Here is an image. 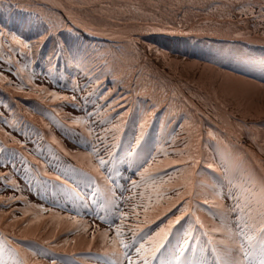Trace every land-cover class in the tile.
I'll return each mask as SVG.
<instances>
[{
  "label": "rangeland",
  "instance_id": "1",
  "mask_svg": "<svg viewBox=\"0 0 264 264\" xmlns=\"http://www.w3.org/2000/svg\"><path fill=\"white\" fill-rule=\"evenodd\" d=\"M39 1L42 2V4L44 3V5L46 6L48 5L50 8L57 9L64 17L66 24H68L72 28H75L79 32L78 33L76 31L74 35H79L82 37L81 34H83L85 37H89L90 39H102L106 42H113L114 44H123L119 46L121 48H125L127 46L126 44H130L131 46H134L136 48V50H134L135 52H133L132 50L126 56H123L121 53L119 54L115 51V59L113 60V63L117 65L118 57H122L119 60L120 67L122 68V73H126L129 80L130 74L132 73L131 78L136 79L134 87H130V85L128 86V89L132 88L130 89V93L132 92V94H136V89L138 90L139 94L143 95H148L152 92L150 99L145 101V104L153 103L154 105H157L159 104V102H161V98L166 94V100L164 101L162 108H160L163 109V111H160V109L158 108L155 110V113L157 111H160L159 115L161 122L166 119L173 121L171 123L172 125H165L166 128L164 129H168L171 126L173 127L174 125L175 127H171V130H168L169 132L167 131L166 133H164V129H161L164 127V124H160V129H155L158 130L157 132L152 131L150 133L152 141L148 142V148L149 150L154 151V149L157 147H165L166 151L172 152L173 149L177 151L183 149L185 141L188 142L190 148L193 150L200 161L195 169V174L192 176V179L195 182V191L197 193L196 197L201 198L202 201L203 199L208 198L209 200L215 201L217 204L220 203L221 201L216 197L218 196V193L221 192V190L218 192H216L215 190H211L208 181H210L214 186L215 180L223 181L225 179L224 182H218L220 187L223 189V193H227L230 189L235 191L236 185L238 183L247 184V187L252 186V189L256 187L255 194H252L251 198L254 200V203L256 205L259 204L260 200L262 199L263 192L262 188L258 190L256 186V183H259V174L255 172L257 168L255 166V160L253 159V157L264 166V78H262V76L260 75L264 74V58L260 59L254 56L253 58L247 59V56H250L248 52H254L258 48H255V43H259L261 44V46H263V42L260 43L237 37L238 42L241 43V46L246 45L250 48V51H247L246 46H242V49H239L238 45L225 43L226 41L223 42V40H216L218 42L210 41L213 40L210 39L211 36L213 38H231L233 33L230 32V30L246 33L250 38L264 40V21H262L261 19H254L251 17V15H242L238 11H236L238 7H243L251 4L253 7L252 9H250V11L259 13L260 6L262 5L260 4L259 0H234V2L230 4L228 2L224 3V0H214L218 3L213 2V0H205L207 2H211L208 12L202 10V8L207 9V7H205L204 5V0H199L197 5H194L191 8L189 6H186V10H189L191 14H194L193 17L185 21L188 24L180 29L169 28L168 35L170 36L165 34L167 30L154 29L161 27L152 25L151 22L153 21L147 19L148 17L153 18V16L147 15H150V13H152V8H157L161 4L162 0H131V2L129 3V7L133 8L134 10H128V12L124 14H130L134 17H138V15L140 16V13L134 11L135 9L140 8L143 10V14H145V16H142L145 18V20L143 21V19H141L136 24L125 25L110 24L112 21H114L111 19L106 22H94L91 19L85 20V18H81L79 16V13L87 15L88 10H83L86 9L84 7H87V4L78 2V0L69 1L70 5L75 8L72 10H67L61 4H59V6L61 7L53 5V2H49L48 0ZM140 1L144 2L141 4ZM185 1L187 4V1L189 0ZM124 8H127L126 4L121 7V10ZM28 22L29 20H25L23 26L30 28ZM192 25H196L198 27V29H196L197 32H188L189 34L184 32ZM32 27H34L35 30L38 29L43 31L45 24L40 25L38 21L32 23ZM164 27H162V29H164ZM202 27L204 28L201 29ZM125 28H144L147 30L135 32L129 37H124L122 36V34H120L121 32L119 31H123L125 30ZM174 30H177L178 32L175 31V34H171ZM156 31H158L159 33H156ZM46 33L47 29H45L43 33L39 34L37 40H41V36H45ZM74 35L69 38V42L76 43L77 46H79L80 43L76 42V40L74 39ZM180 36H184L182 38H195V36L202 37V39L206 41L199 42V49H203V52H206V48L208 47L209 56H212V58L216 57L225 61L228 59H233V56L235 55H239V57H242L243 66H241V61L238 58L233 61V64L234 70L240 73L236 74L233 72V70L223 67L218 69L217 72H213V68L220 67L221 65L218 63H210L212 62L211 60L207 61L199 57L182 55L181 53L173 52L175 50L165 51L166 49L160 48L159 44L155 42L158 41L157 37L164 38L168 41H171V39H173L177 42L182 39L179 38ZM122 37H124V39ZM35 39V37H31V39L26 40L31 43L32 48L40 47V43H38V41L32 42V40ZM192 41L193 40H191V42ZM4 43H9V40H4ZM166 43L167 42H165V44ZM262 48H264V46ZM53 50L54 39L47 46L48 54L53 53ZM134 53L135 57L140 59V63H143L142 66L136 67L134 61ZM157 53H160L161 55L157 57ZM256 53H258L259 56L260 53H263L264 55V52L261 51H257ZM2 57L6 58L4 56ZM127 61H130L129 65L131 72H126L124 69ZM251 64L256 65L252 69L255 72H251L248 70ZM6 67L7 64L4 63L3 60H0V72H3V75L10 78V80H12L14 84H18L19 80H16L11 72L4 70ZM84 72L85 71L81 72V77H76V83L79 85H83L88 82L85 76L86 72ZM145 73L146 75H143ZM42 75L43 74H40L34 78L33 84L36 86L33 85L32 88H27L24 92H16L15 89H11V87L6 85L3 81H0V85L3 86V92L4 90L5 92L10 91L15 95V97L16 95H18V97L23 96V98L27 100H31V98L35 99L39 95L40 98L38 99L42 102L44 101L46 93L39 92L37 90L39 86L46 88L48 91H56L59 95L68 96L65 89H63V87H60V83H57L56 85L49 79L48 76ZM96 85V82H93L91 80V83L89 84V88L87 90L75 92L74 95L78 97L79 103L81 105L85 103L82 97L87 95L88 92H91L93 88H96ZM102 92L105 95L108 92H111L115 95L117 94L114 100H112L113 98L111 97V100L106 101L108 102V104L113 101H120V97L126 98L127 96V92L123 90V88L118 87L116 89L115 84L113 83L107 84L104 90H100V93ZM91 100L92 103L87 104V107L83 113L86 114L89 111H93L94 106H98L95 110L99 111L100 115L99 117H95L94 119H102L105 116H108L111 119V123H117V120L112 118L117 115V112L123 113L125 110L124 108L118 109L117 107L116 112H110L107 107L108 104H105L104 100L98 99V96L96 94L91 97ZM15 101L21 107V114L27 118L26 120H28V122L23 125L27 126L26 130L29 132H38L40 135L44 136L45 139L40 140L39 137L35 134L26 137L22 133V131L15 132V130L9 128L7 125H1V127L4 129V132H10L16 140L25 143L26 148L21 149L18 144H14L13 141L3 133H0V147H7L9 150L15 148L17 152H24L25 156L28 159L29 165L34 169V171H37V168L35 164H31V162L34 161V157H36L39 162H43L41 164L42 167L40 168V173L44 171L48 173V171H50L55 175L61 176V173L65 171L68 165H71V163L72 165H77V161L74 159H71L68 163H65L64 155L60 154L59 151H54V149L58 147L57 145L53 144V149H45L44 147L48 143H51L52 137L54 135L58 137L57 139H55L59 142H64L66 144V147L71 152L76 153L77 151H83V146L74 143L72 139L68 138L65 135L61 137L60 135H62L63 132L59 124H53L52 121L44 119L38 113L32 112V109L31 112L26 113L21 109H23L27 105L19 102L18 99H16ZM129 101L130 100H128V102ZM128 102L126 101V104ZM44 103L47 105L52 104L54 106L56 104L62 105L61 101H52L51 99ZM61 107L62 114L67 117L65 121L68 122V117H70V114L75 113L76 109L65 102ZM0 110L5 112L4 107L1 105ZM59 115H61L60 112ZM179 117L181 118V120L178 119ZM178 121H180V124L183 123L182 128L177 127ZM139 125H137L138 128L136 131L138 132L136 133H139L140 136L141 129ZM192 125H195V127H192ZM76 128L79 130V132L85 130L82 127ZM173 129H175L174 132ZM210 130L214 133V137H210L208 135V132ZM97 131H99V127L97 128ZM119 134L112 133L111 135L116 136ZM173 135L177 137L175 144L171 146L166 145L165 141L170 140L171 136ZM47 137L50 139V141L47 139ZM216 137H218V139L220 138L219 142L223 144V147L218 145L217 148L215 146V148L210 149V139H216ZM77 139H79V137H77ZM126 139V136L122 139L120 147L122 154L127 155L128 151L134 148L136 144L131 140L130 142H127ZM144 141L145 139L143 138L141 144H143ZM240 141L242 142V146H236L234 144V142L239 143ZM40 144H42L44 147H42ZM145 144L147 143L145 142ZM47 146L50 147L49 144ZM39 148L43 151V153H39V155L37 156V150ZM245 149L249 150L253 157H251L248 152L247 155H245V152L247 151ZM203 151H209L210 154L204 153ZM147 153H144L143 156H140V153L137 152L135 154L134 163L132 162V157L122 156L123 159L128 163H126L122 169H118V175L120 172V174L124 178V172H127V170L130 169L131 172L126 176H128V178L131 180L137 179L138 181L140 178L137 174L138 169L142 170V168H139V166L141 165L142 161L148 158ZM206 155L211 156L214 162H212L211 160L209 161V159L205 157ZM57 156L59 157V159L54 158ZM175 158L176 157L174 156L167 157L163 154L157 155L156 162L153 163L151 172L153 174H156L157 169L166 168L170 160ZM223 160H228L232 164L223 162ZM208 164H212L214 166V172L211 171L209 175H206V177L203 179L205 174L204 169L208 168ZM17 166L21 168L23 167V165L21 166L18 162ZM263 166L262 168H264ZM132 167H136V169L133 170ZM250 167L255 168L253 173L251 172ZM197 169L199 170L197 171ZM8 171H11L10 166H0V173ZM40 173H36L37 175L35 174V178L37 176V178L40 179V182L43 181L48 184V182L52 180L49 179L48 176L46 177L40 175ZM216 173H219L220 177H218ZM185 175H191V170H189V173ZM31 176L32 179H34L33 172ZM160 176H163V173H160ZM13 177L23 189V193L29 195L30 199L38 203L35 208L38 211L39 217L23 219V214L28 213V211L20 209V206L17 207V205H15L14 203L15 201H3L2 205H0V248H4L5 244L7 243L9 247L17 249L16 251L18 253V256L16 254L9 255L6 249L5 251L0 252V261H3V264H49L53 259H51L50 261V259L48 258L50 256H56V252L52 253L49 249L56 251L59 248L73 247L76 242H84V246L82 247L84 249L82 251L90 252L94 255L89 256L85 254L82 257H72L75 262L82 264H112V260L123 259L122 257H111L110 251L109 256L104 255L105 249L102 247V245L105 241L99 233H95V245L93 247L87 246V242L90 237V230L93 231L96 227H98L101 231L107 230L109 227L107 224L102 223L92 214L77 215V208L76 210H71L54 204L52 201V196L51 194H49L51 193L49 184L47 185V190H45L44 187L40 189L38 184L35 183V185H37V187L40 189L39 193L35 189V185L31 183L30 186L25 182V180L21 179L20 175L14 174ZM123 178H119L118 181H121V183H124L125 185V181L123 182ZM164 179L166 180L167 177H164ZM183 179L184 177H181V180L179 182H183ZM201 180L202 182H208V191L210 192V195L208 197H205L201 193L199 185V182ZM172 186H178V183L173 184ZM137 190L138 189L130 190L129 196H133V193L135 192V198L138 197L139 195L136 192ZM121 192H123V190ZM121 192H116V195L120 196ZM150 195L153 197L152 206L150 207V210L147 212V214H145L142 209H138V219L131 220V223L135 227L143 229L145 239L148 235L159 231L161 227H165L167 225V220L169 217H171L172 219L177 215H181L180 211H178L180 205L177 206L175 212L170 211L167 214L165 213L168 212V208H170L171 203L174 202L175 194L173 192H168L165 198L163 200H160L159 203L156 202V195L154 192H152ZM8 196H19V193L13 191V189L10 187L5 188L3 182H0V197L6 198ZM169 197L172 198L171 201L169 200ZM119 203H121L122 207V202ZM144 203H148L147 198L144 200ZM223 204H229V200H223ZM41 206L46 209V211L41 213L39 211V208ZM201 207H204L208 212H210L208 208H211L212 206H204L199 204V202H196L193 210L196 212V215L199 216L200 219L201 212L199 208ZM214 210L215 209L213 207L212 212H214ZM125 211H127V209H125ZM47 213L53 214V221L49 222V220L44 217L47 215ZM104 214L105 212L102 213V215ZM71 215H77L76 221L68 219V217ZM157 215L160 216V219H156ZM208 216L209 215H207V217ZM40 217L45 219V223L43 225H41L43 223V220ZM207 217H204V219H208ZM185 219L186 220L184 221H186V223H184V228H187L189 225V218L186 217ZM232 219H234V216L232 217ZM77 222H80L82 224L81 230L79 232L76 231L75 224H77ZM115 223H119V220H116ZM31 224L33 225L32 230L35 229V231L32 234H29L31 231L29 226ZM254 224L259 231L261 228H264V210L261 217L254 219ZM194 226H196V223ZM85 227L88 228L87 233L84 232ZM41 234H43V236H41ZM111 235H114V233L110 232L109 236ZM24 236L27 237V240H24L26 239ZM127 236L130 237L131 234L127 233ZM192 236H194V232H192ZM53 237H55V239H53ZM178 237L179 235L172 228L169 233L168 240L166 241L165 249L162 251V254L158 255L154 264H194V262H198V264H207V259L201 258L198 261L192 252H183V255L180 256V260L176 261L174 257L175 255H179L180 252V247L178 246L180 241ZM201 238L202 240L207 239L204 235L201 236ZM38 240L42 241V244L47 247H45L46 250H43V248H38L40 246L36 245V242H38ZM202 240L196 239V242H202ZM45 241H49L50 243H45ZM65 241H68V243L65 244ZM27 242H30L32 245H36L37 249L34 248L36 251L43 250L44 252H46L47 257L45 255L34 256L28 244H26ZM88 244L90 245L91 243L89 242ZM146 247H151V245L148 244L146 245ZM219 249L220 251L225 250L224 246L222 245L219 246ZM130 251H134V249ZM236 254H240L238 250ZM230 256L232 255L226 256L225 259H229ZM240 257H242L241 254ZM59 258L68 260L64 256H60ZM46 259H48L50 262H47ZM124 264H127V261H125Z\"/></svg>",
  "mask_w": 264,
  "mask_h": 264
},
{
  "label": "snow or ice",
  "instance_id": "2",
  "mask_svg": "<svg viewBox=\"0 0 264 264\" xmlns=\"http://www.w3.org/2000/svg\"><path fill=\"white\" fill-rule=\"evenodd\" d=\"M252 7L253 6L251 4H248L247 6L238 7L236 11L242 15H251V17L254 19H261L264 21V5L260 6L259 13L250 11ZM69 33L71 35V30H69ZM49 38L50 37L48 36H41V41L43 42ZM79 38V35H77L74 39L78 41ZM61 45L62 46L59 48L58 60L59 57L65 58L66 69L69 64L73 67L82 68L87 63V49H85L83 46H77L76 43H70L66 40H61ZM2 47L3 46L0 45V48ZM31 52L32 45L29 41H26L19 35H11V44L7 47V59L4 60V58L0 56V60H3V62L7 64V67L4 70L11 72L13 76L19 77L20 80L18 84H14L12 80L3 75V72H0V81H3L8 86L14 87L17 92H24L27 88H30L33 85L34 78L40 75V73L35 71V66L31 61ZM160 55V53H157V57ZM14 64L21 65L22 67H20L18 70H13ZM22 73H25L26 75H22ZM47 75L50 79H54L56 83L60 82L58 78L51 76V70H49ZM85 75L87 77V74ZM91 79H96L97 85L96 88H93L91 92H88L87 95L82 97V99L85 101L83 105L76 103L77 97L75 95L71 97L59 95L56 91H48L43 87H39L37 90L41 93H46L43 102H47L49 99L52 101L66 102L74 109L84 112L87 104L92 103L91 97L95 95V92L99 88V78L92 77L88 79V82L83 85L77 84L75 77H72L71 79L70 91L74 93L87 90L89 88V84L91 83ZM109 96H111V92H108L106 95L102 92L98 99L107 101ZM120 101H124V103L113 101L107 105L110 112H116L117 107L125 109L123 113L117 112V115L112 118L116 119L117 123H111V119L108 116H105L102 119H94L100 115L99 111L95 110L98 106H94V110L87 112L85 115L68 117L71 123L66 124L61 122L59 125L65 136L73 139L74 143L82 145L85 148V159L88 161L90 170L84 171L83 169L77 170L73 168L72 171H79L80 174L86 178V181L89 185L88 193L81 194L77 192L78 200L86 201L81 204L84 214H92L96 219H99L102 223H105L109 226L108 229L104 231H101L98 227L93 230V240L96 239L95 233H99L105 241L102 245V247L105 249L104 255L109 256L110 251L111 257L123 258L112 260V264H124L125 261H127V264H154L158 255L162 254V251L165 249V244L168 240V236L172 227L176 224H179L186 217L192 216L195 218L196 224H198L203 230L202 235L207 237L205 248L209 249L217 257L219 264H264V228L260 229L259 237H257L256 234H249L253 227V225L250 223L253 218L252 200L249 198L251 193L250 188H244L238 192L233 191L232 189H230L227 193H223V191H221L218 193V199L221 201L218 204L215 203V201H210L208 198H205L202 201L203 204L219 208V213L216 217L217 222L212 226L204 224L199 216L196 215V212L192 210L193 200L197 195L195 191V182L192 179V176L195 174V169L200 161L190 148L187 141H185L184 148L178 151L173 149L172 152H168L166 151L165 147H157L154 149V151L149 150L147 153L148 158L142 161L141 165L139 166V168H142V170L138 169L137 174L139 175L140 180H132L131 189L124 190L130 191L140 188H148L155 193L157 203L164 199L168 192H173L175 194V199L174 202L171 203V207L168 208V211L170 212L172 208L180 205L178 211H180L181 215L175 216L174 220L169 219L165 227H161L159 231L148 235L145 239L143 229L135 227L131 223V220L138 219V209H142L143 212L147 214V212L150 210V207L152 206V196L148 195V203H144L143 201L145 199V192H140L141 203H130L135 198V192L133 193V196H124L123 192H121L120 196H117L115 190V177L118 175V173L117 170L112 167V164L115 161V155L111 151V149L115 147V144L109 143V134L122 133L124 130L123 120L124 116L127 114L126 99L124 97H120ZM3 107L7 108L8 105H3ZM153 107H155V105H153ZM160 111H163V109H160ZM52 112L54 114H58V109L53 108ZM0 124L7 125L9 128L15 131H22L26 137L35 134L40 140L45 139V137L40 135L38 132L27 131V126L22 127L18 121L9 119L2 112H0ZM75 127L84 128L87 132V135H85L84 132H76ZM98 127L99 131H97ZM139 127L141 129V134L137 137L136 147L132 148L127 153L129 157L133 158V163L135 162V154L137 153V149L143 140V130L145 128V124L141 123ZM177 127L182 128L183 125L177 122ZM192 127H195V125H192ZM174 131L175 129H173V132ZM0 133H3L5 136L11 139L14 144H18L21 149L26 148L25 143L16 140L10 132H4L2 127H0ZM208 135L210 137H214V133L211 130L208 132ZM77 137H79V139H76ZM111 138L113 140L118 139V137L115 135H113ZM176 139L177 137L173 135L171 136L170 140L165 141V144L169 146L174 145ZM51 143L57 145L59 150L66 156L76 155L74 152L65 149L60 144V142L55 139L54 136L52 137ZM40 151L41 150H37V156L39 155ZM101 153H103V155ZM159 154H163L167 157L174 156L176 158L171 159L166 168L157 169L156 174H153L151 172L152 165L154 162H156V156ZM54 158L59 159L58 156ZM34 160L39 163L36 157H34ZM17 162L20 165H23V167H18ZM0 166H10L11 168V171L0 173V182H3L5 188L10 187L13 189V191L21 193L19 196H8L6 198L0 197V205H2L4 200H7L8 202L25 200V197L22 195L23 189L14 179H12L14 174H18L20 175L21 179L25 180V182L31 186V174L34 169L29 165L28 159L24 152H17L15 148L9 150L7 147H0ZM207 167L210 169L214 168L212 164H208ZM189 170H191V175H185L189 173ZM92 173H96V175L105 182V185L107 186L106 190H102L100 188L96 178L93 177ZM160 173H163V176H160ZM40 175L47 177L48 173L44 171L40 173ZM164 177H167V179L165 180ZM181 177H184L183 182H179ZM48 178L54 179L60 184H67V181L64 180L60 175H55ZM40 183L42 187L47 190V183L43 181ZM177 183L178 186H172L173 184ZM226 199L231 200L232 203L229 205L223 204V200ZM169 200L171 201L172 198L169 197ZM262 200H264V193H262ZM119 202H122V207L121 203ZM125 209L128 210L125 211ZM39 211L42 213L46 211V209L41 206ZM102 211L108 214L102 215ZM79 214L80 210L78 209L77 215ZM25 215H27V213H25ZM77 215H71L68 217V219L76 221ZM233 216L234 219H232ZM156 219H160V216L157 215ZM116 220H119V223H115ZM81 227L82 224L77 222L76 231L79 232ZM87 231L88 228L85 227L84 232L87 233ZM110 232H113L114 235L109 236ZM127 233L131 234L130 238L127 236ZM213 233L220 236L226 234L235 245L234 248H229V250L224 253V256L232 255L233 252L238 250V252L242 255V259H224L221 256L220 249L217 247V245H224L226 244V241L224 239L214 238L212 235ZM185 235L186 239L184 244L179 246L180 254L175 255L174 257L176 261L180 260V256L183 255L184 248L187 247L188 239L191 238V229L187 231ZM53 239H55V237H53ZM45 243L50 242L45 241ZM67 243L68 241H65V244ZM148 244H150L151 247H146ZM5 249L9 255H18V253H16V249L9 247L7 243L5 244L4 248H0V252L5 251ZM132 249H134V251H130ZM32 254L34 256L47 255V253L43 250H32ZM0 264H3V261H0ZM52 264H57V261L53 259ZM60 264H64V262L61 261Z\"/></svg>",
  "mask_w": 264,
  "mask_h": 264
},
{
  "label": "trees",
  "instance_id": "3",
  "mask_svg": "<svg viewBox=\"0 0 264 264\" xmlns=\"http://www.w3.org/2000/svg\"><path fill=\"white\" fill-rule=\"evenodd\" d=\"M57 1L67 10L75 9L70 5L69 2L73 0ZM78 2L87 4V7H84L86 9H83L85 11L88 10L87 15L79 13V16L83 19L85 18V20L91 19L94 22H106L111 19L114 21H112L110 24L117 25L136 24L141 19H143V21L145 20V18L142 17L145 16V14H143V10L140 8L135 9L134 11L140 13V16L138 15V17H134L130 14H124L128 12V10H134L133 8L129 7V3L131 2V0H78ZM140 2L142 4L144 1ZM187 2L188 3L186 4L185 0H162L161 4L157 8L153 7L151 11L152 13H150V15H147L153 16V18L148 17L147 19L153 21L151 22L152 25L160 26L161 28L164 26V28H183L186 26V24H188L185 21L193 17L194 15L191 14L189 10H186V6H189L191 8L194 5H197L199 0H189ZM213 2L217 1L213 0ZM227 2L230 4L233 3L234 0H224V3ZM210 3V1L207 2L204 0V5L205 7H207V9L202 8V10L208 12ZM125 4L127 8L121 10V7ZM25 20H29L28 25L30 26V28L23 26ZM38 21L40 25L45 24L43 31L47 29V33L45 34V36L50 37L43 42L40 39V42L39 40H37L39 34L43 33V31L38 29L35 30V28L32 27V23ZM69 30H71V35L69 33ZM76 31L77 30L75 28H72L71 26L66 24L64 17L57 9L50 8L48 5L46 6L42 4V2H40L39 0H0V34H2L0 35V45L3 46L2 48H0V56L6 57L4 58L5 60L7 59V47L11 44V35H19L25 40L31 39V37H35L36 39L32 40V42L38 41V43H40V47L32 48L31 61L33 62L35 71L37 73L43 74L45 76L49 73V70H51V76L54 78H58L64 87L69 88V86L71 85L72 77H77V71H85L86 73H84L87 74L88 78H99V90L101 91L104 90L107 84L110 83L115 84L116 89L118 87L123 88V90L127 92V96L125 98L126 101L128 102V100H130L126 104L127 109H130V102H133L138 98L141 99V96L137 91L136 92L138 93V95L137 93H130V89L132 88L128 89L129 85L130 87H134L136 79L131 78L132 73L130 74V80L128 79L126 73H122V68L119 64V60L122 57H118L117 65L113 63V60L115 59V51L119 54L121 53L123 56H126L132 50L133 52H135L134 50H136V48L134 46H131L130 44H126L127 46L125 48H121L119 46L123 44H114L113 42H106L102 39L94 40L90 39L89 37L86 38L83 34L80 33L82 37L79 36L80 38L76 42L80 43L79 46H83L85 49H87V63L82 68L73 67L69 64L66 69L65 58L59 57L58 60L59 48L62 46L61 40L69 41V38L72 37ZM74 36L76 37L77 35ZM53 39L54 50L53 53L48 54L47 46ZM157 39L158 41L155 42L159 44L160 48L166 49L165 51L175 50L176 52L183 53L186 51V48H188V46H191L194 50L195 55H197L198 57H203L198 50L199 48H197V41H199V39L194 38L191 42L190 38L188 37L184 40H180L174 43L161 37H157ZM4 40H9V43H4ZM165 42L167 43L165 44ZM171 43L172 46H170ZM134 58L136 67H140L143 65V63H140L141 61L135 57V53ZM209 58L211 57H204L205 60H210ZM129 63L130 61H127L126 66L124 67L126 72H131ZM20 67L22 66L14 64L13 70H18ZM22 75L26 74L22 73ZM143 75H146V73ZM14 77L16 80H20L19 77ZM50 80L52 81V79ZM91 80L93 82H96L97 84L96 79ZM33 85L30 88H32ZM10 87L13 90L15 89L12 86ZM4 92L3 86L0 85V105H8L7 108L4 107L5 112L1 110L0 112H2L9 119L18 121L21 125L24 123L23 119L25 116L21 114V107L15 101L16 99H18L19 102L27 105L26 107L21 109L26 113L31 112L32 109V112L38 113L41 116H47L48 111L46 110L45 106L51 109L57 108L58 113H61L62 111V105H47L38 99L40 98L39 95L35 99L31 98V100H27L24 99L23 96L18 97V95H16L15 97V95L10 91H7L5 93ZM116 96L117 94L115 95L111 93V96L108 97V100H111V97L113 98L112 100H114ZM119 102L123 103V101ZM134 104L135 103H133V105ZM118 109L122 108L118 107ZM159 113L160 111L156 113L154 118L158 117ZM130 119L131 117H128V123L130 122ZM1 125L3 126V124H0V127Z\"/></svg>",
  "mask_w": 264,
  "mask_h": 264
},
{
  "label": "bare ground",
  "instance_id": "4",
  "mask_svg": "<svg viewBox=\"0 0 264 264\" xmlns=\"http://www.w3.org/2000/svg\"><path fill=\"white\" fill-rule=\"evenodd\" d=\"M49 2H53V5H56V6H59V2L58 1H55V0H48ZM44 4V3H43ZM52 5V6H53ZM59 7H61V6H59ZM68 16V15H67ZM200 24H202V23H200ZM78 27V26H77ZM195 27V28H194ZM194 28V29H193ZM204 27H202L201 29H203ZM196 29H198V27L196 26V25H192V26H190V28L189 29H187V30H185L184 32H186V33H188V32H197V30ZM145 30H147V29H144V28H141V29H137V28H134V29H126L125 28V30H123V31H119V32H121L120 34H122V36H124V37H129L130 35H132L133 33H135V32H141V31H145ZM168 31L169 30H167L165 33H167L168 34ZM105 32V31H104ZM148 32V31H147ZM178 32V31H177ZM230 32H232L233 33V35L231 36V38H235V39H238L237 37H241V38H244V39H246V40H250V41H255V42H260V43H262L263 42V46H264V40H261V39H257V38H250V37H248L247 36V34L246 33H243V32H238V31H234V30H230ZM106 33V32H105ZM104 33V34H105ZM175 33V30L171 33V34H174ZM102 35V34H101ZM118 35V34H117ZM137 35V34H136ZM104 36V35H103ZM124 37H122L123 39H124ZM195 37H197V36H195ZM200 37V36H199ZM87 38V37H86ZM200 38H202V37H200ZM252 43H254V42H252ZM257 44V45H256ZM256 47H260V44L259 43H255V48ZM138 60H140V59H138ZM219 64V63H218ZM218 68L219 67H215V68H213L212 69V71L213 72H217V70H218ZM62 69V68H61ZM238 69V68H237ZM60 71V70H59ZM152 71V70H151ZM153 72V71H152ZM234 73H236V74H239V72H236V71H233ZM61 73V72H60ZM154 74V73H153ZM260 75H264V74H260ZM43 76V75H42ZM46 76H47V74H46ZM54 76V75H53ZM62 76V75H61ZM262 78H264V76H262ZM39 87H41V86H39ZM58 87V86H57ZM136 91L138 92V90L136 89ZM136 93V92H135ZM141 93V92H140ZM144 93V92H143ZM137 95H138V93H137ZM143 96V95H142ZM147 96V95H146ZM147 98H148V96H147ZM139 99V98H138ZM133 103H135V101H133V102H130L129 104H130V109L128 110V112H127V114H126V116H127V118L128 117H131V119H130V123H129V126L130 127H132V131H133V125L137 122L136 120H137V116L139 115V113H138V111L136 110L135 111V107H134V105H133ZM137 104H139V103H137ZM142 105V104H141ZM141 111V110H140ZM158 112V111H157ZM156 112V113H157ZM155 117V116H154ZM221 127H223V126H221ZM129 128V127H128ZM135 128V127H134ZM164 128H166V127H163V128H161V129H164ZM159 130V129H158ZM158 130H156V132L158 131ZM166 130V131H165ZM168 130L167 129H164V133H166ZM134 132V131H133ZM169 132V131H168ZM225 132V131H224ZM135 133V132H134ZM112 134V133H111ZM111 134H109V143L110 144H115V146L116 147H114V148H117V146H118V142H120V139H118V140H113L111 137H112V135ZM119 134V133H118ZM150 136V135H149ZM129 140V139H128ZM47 141V140H46ZM241 142V141H240ZM236 143V142H234V144L236 145V146H239V145H241L242 146V144L241 143ZM60 144L65 148V149H67V147L66 146H64V142H60ZM245 150H247V149H245ZM54 151H59L60 152V154H63L64 155V153L63 152H61L60 150H59V147H57V148H55L54 149ZM247 152L250 154V156L251 157H253L252 156V154H251V152L249 151V150H247L246 152H245V155H247ZM76 156L78 157V158H84L85 157V152H82V151H77L76 153ZM103 154V153H102ZM73 156H66V155H64V161H65V163H68L71 159H73L72 158ZM37 159V158H36ZM253 159L255 160V166H256V170H255V168H251L250 167V170H251V172L253 173L254 172V170H255V172H257L258 174H259V178H258V181H259V183H256V186H257V188H258V190L260 189V188H262V192L264 193V168H262V164L258 161V160H256L254 157H253ZM45 161V160H44ZM224 162H226V163H228V164H232L230 161H228V160H226V161H224ZM262 162V161H261ZM43 162H39V163H37L36 164V168H37V171H34L33 172V174H34V179H32L31 180V183L33 184V185H35V183H37L38 184V186H39V188L41 189L42 188V185H41V183H40V179H38L37 178V176H36V178H35V174L36 173H40L41 171H40V168L42 167V164ZM50 163V162H49ZM51 165V164H50ZM50 165H49V167H50ZM71 165H72V163H71ZM32 166H34V165H32ZM70 165H68L67 167H69ZM77 168H75V169H77V170H80L81 168H78V167H80V166H77V165H75ZM264 167V166H263ZM54 169V168H53ZM132 169L133 170H135L136 169V167H132ZM199 169H197V171H198ZM84 171H89V170H86V169H84ZM204 171H205V174H204V172H203V174H204V177H203V179L206 177V175L208 176L209 175V173L212 171V172H214V169L212 168V169H210V168H205L204 169ZM207 171V172H206ZM50 172V171H49ZM48 172V177H53L50 173ZM217 174V176L218 177H220L219 176V173H216ZM37 175V174H36ZM51 175V176H50ZM55 175V174H54ZM76 176L77 177H83L81 174H80V172L78 171L77 173H76ZM202 179V180H203ZM139 180H140V178H139ZM138 180V181H139ZM202 180L199 182V185H200V189H201V193L205 196V197H208L209 195H210V192L208 191V182H209V187H211V190H215L216 192H218V191H222L223 189L220 187V185L218 184V182H224L225 181V179L223 180V181H219V180H215V184H214V186L212 185V183L210 182V181H208V182H202ZM54 179H52V180H50V182H48V184H49V186L50 187H52L53 186V183H54ZM131 179L129 180V183H128V189H130L132 186H131ZM136 181H137V179H136ZM236 182V181H235ZM47 184V185H48ZM249 186V185H248ZM38 187H37V185H35V189L37 190V192H39L40 193V189H39ZM244 188H250L251 189V193H250V199L252 200V208H253V212H252V220L250 221V223L253 225V227H252V231L249 233V234H256L257 235V237H259L260 236V231L259 230H257V227L255 226V224H254V219H256V218H259V217H261L262 216V214H263V210H264V200H260V202H259V204L258 205H256L255 203H254V200L251 198V195L252 194H255V189H256V187H254L253 189H252V186H250V187H247V184H243V183H238L237 185H236V192H238V191H240V190H242V189H244ZM151 190L150 189H148V188H140V189H138L136 192L138 193V197H136L133 201H131L130 203H137V204H139V203H141V200H140V192H145V199L147 198V196L148 195H150L152 192H150ZM153 198V197H152ZM216 198H218V196L216 197ZM144 199V200H145ZM204 200V199H203ZM210 201H212V200H210ZM144 202V201H143ZM196 202H199V204H201V205H204V206H206L205 204H203L202 203V199L201 198H198V197H195V199L193 200V204H192V210L194 209V206L196 205ZM256 202V201H255ZM216 203V202H215ZM232 203V201L231 200H229V204H231ZM229 204H226V205H229ZM178 206V205H177ZM197 206H199V205H197ZM196 206V207H197ZM208 206V205H207ZM171 207V206H170ZM212 208L213 207H211V208H208L209 209V211L210 212H208L204 207H201V208H199L200 209V212H201V221L204 223V224H206V225H214V223H216L217 221H216V217L218 216V213H219V208L217 209V207H214V212H212ZM177 209V207H175V208H172V210L171 211H173V212H175V210ZM128 210V209H127ZM166 214L167 213H169V211L168 212H165ZM207 215H209L208 217H207ZM44 217H46L48 220H49V222L50 221H52V219H53V214H50V213H47V215L46 216H44ZM204 217H207L208 219H204ZM42 220H43V223L42 224H44L45 223V219L44 218H42V217H40ZM188 218H189V225H188V227L187 228H184V223H186V221H184V220H186V219H183L179 224H176V225H174L172 228H173V230L175 231V232H177V234L179 235V237H178V239H179V241H180V243L178 244V246H180V245H183L184 244V241H185V239H186V232L187 231H189L190 229H191V238L190 239H188V242H187V247H185L184 248V252H186V253H188V252H192L193 254H194V256L196 257V259L199 261L201 258H205V259H207L208 260V262H207V264H218V259H217V257L209 250V249H207V248H205V243H206V241H207V239L206 240H202V238H201V236H203L202 235V229L199 227V225L198 224H196V226H194L195 225V218L194 217H192V216H188ZM169 219H171V217H169L168 218V220ZM175 218H172V220H174ZM136 220V219H135ZM168 220H167V223H168ZM76 225V224H75ZM148 227V226H147ZM146 227V228H147ZM192 232H194V236H192ZM213 236H214V238H216V239H224L225 241H226V244H224V245H222V246H224V251H220V253H221V256L225 259L226 258V256H224V253L225 252H227L228 250H229V248H234L235 247V245L233 244V241L232 240H230L229 238H228V236L225 234V235H223V236H220V235H217V234H215V233H213L212 234ZM130 238V237H129ZM184 238V239H183ZM207 238V237H206ZM183 239V240H182ZM196 239L198 240H202V242H196ZM95 242H96V239L94 240V242L93 243H91L90 245L91 246H94L95 245ZM175 245H176V243H175ZM219 244L217 245V247L219 248ZM44 248V247H43ZM17 250V249H16ZM236 252L237 251H235V252H233V254H232V256H230L229 257V259L228 260H233V259H235V260H239V259H242V257H240V254H236ZM179 254H180V252H179ZM77 264H82V263H78V262H76ZM194 264H198V262H194Z\"/></svg>",
  "mask_w": 264,
  "mask_h": 264
},
{
  "label": "crops",
  "instance_id": "5",
  "mask_svg": "<svg viewBox=\"0 0 264 264\" xmlns=\"http://www.w3.org/2000/svg\"><path fill=\"white\" fill-rule=\"evenodd\" d=\"M174 52V51H173ZM218 57V56H217ZM54 79H52V81H53ZM146 89V88H145ZM151 94H152V92L150 93V94H148L147 96H148V98H147V96L146 95H143V94H140V96H141V99H135L134 101H135V104H134V107H135V111L137 110L138 111V113H139V115L137 116V122L133 125V131L136 133V132H138V131H136L137 130V125H139L140 123H144L145 124V128H144V138H145V141H144V143L146 142L147 144H145L144 145V143L143 144H141V147H143V149L144 150H147V145H149V141H152L151 140V137L147 134V132H148V130H150V131H153V130H155V129H160V124H164V127H165V125H172L171 123L173 122L172 120H169V119H166V120H164L163 122H161L160 121V115L158 116V117H156V118H154V116L156 115V113H155V110L156 109H160V108H162V106H163V103H164V101L166 100V94L161 98V102H159V104H157V105H155V107H153V103H148V104H145V101H147L148 99H150V96H151ZM143 95V96H142ZM158 95H159V93H158ZM176 97H177V95H176ZM137 103H139V104H137ZM142 104V105H141ZM128 110L129 109H127V112H128ZM141 110V111H140ZM125 111V110H124ZM160 114V113H159ZM178 119H180L181 120V118L179 117ZM264 119V118H263ZM144 120V121H143ZM143 121V122H142ZM124 122H127L128 123V118H127V116L125 115L124 116V120H123V123ZM179 123H180V121H178ZM130 123V122H129ZM188 123V122H187ZM183 124V123H182ZM192 124V123H191ZM124 125H125V123H124ZM124 125H123V128H124ZM128 133H127V135H126V140L127 141H129V140H131V139H134V143H136V140H137V137L139 136V133H134L133 131H132V127H130L129 126V124H128ZM135 127V128H134ZM168 127V126H167ZM172 127V126H171ZM170 127V128H171ZM173 127H175V125L173 126ZM172 127V128H173ZM141 132V131H140ZM129 139V140H128ZM220 139V138H219ZM219 139H218V137H216V139H213V138H211L210 139V149L211 148H215V146H216V148H217V146L218 145H220V146H222L223 147V144L222 143H220L219 142ZM240 143H242V142H240ZM64 146H66V144L64 143ZM68 149V148H67ZM69 150V149H68ZM70 151V150H69ZM204 153H209V151H203ZM210 154V153H209ZM33 157V156H32ZM75 157V158H74ZM207 159H209V161L211 160L212 162H214L213 161V159L211 158V156H209V155H206L205 156ZM219 157H221V156H219ZM74 160H76L77 161V166H80V167H78V168H81V169H86V170H90V168H89V164H88V161L85 159V157L84 158H78L76 155H74L73 157H72ZM226 158H228V157H226ZM223 162H224V160H223ZM73 168H77L75 165H70L69 167H67L66 169H65V172H68V171H72V169ZM49 172V171H48ZM78 171H76V173H77ZM52 176H55L52 172H49ZM50 175V176H51ZM12 179H14L15 180V178L14 177H12ZM16 181V180H15ZM17 182V181H16ZM19 193V195L21 194L20 192H18ZM24 197H25V200H16L14 203H15V205H17V207L18 206H20V209H22V210H26V211H28V213H27V215H25V213L23 214L24 216H23V219H27V218H33V217H39V214H38V211H37V209L35 208V206L36 205H38V203L37 202H35L34 200H32V199H30L29 198V195H27V194H22ZM163 200V199H162ZM13 203V204H14ZM163 207V206H162ZM15 208V207H14ZM54 218V217H53ZM54 219H52V221H53ZM41 225H43V224H41ZM40 226V225H39ZM29 228L31 229V231H30V233L29 234H32L34 231H35V229L34 230H32V228H33V225L31 224L30 226H29ZM93 235H94V231H92V230H90V237H89V240H88V242H87V246H91V245H89L88 243L90 242V243H93L94 242V240H93ZM41 236H43V234H41ZM25 237V236H24ZM26 239H24V240H27V237H25ZM78 239V238H77ZM26 244H28V246H29V248L31 249V252H32V250H35L34 248H36V245H40L38 248L39 249H41V248H43V250H46V246L44 245V244H42V241H40V240H38V242H36V245H32L30 242H27ZM84 246V242H81V243H79V242H76V244L73 246V247H68V248H59V249H57L56 251H53L52 249H49V250H51V252L53 253V252H56V256H50L48 259H50V261H51V259H55L56 261H57V264H60V261H63L64 262V264H77L74 260H73V256H75V255H82V254H86V255H89V256H92V255H94V254H92V253H90V252H84V251H82L84 248H82ZM46 247V248H45ZM93 247V246H92ZM37 249V248H36ZM61 250V251H60ZM16 253H17V251H16ZM24 254H27V253H24ZM17 255V254H16ZM18 256V255H17ZM60 256H64V257H66L68 260H66V259H61V258H59ZM47 257V256H46ZM74 258H76V257H74ZM48 259H46L47 260V262H50ZM49 264H52V262H50Z\"/></svg>",
  "mask_w": 264,
  "mask_h": 264
}]
</instances>
